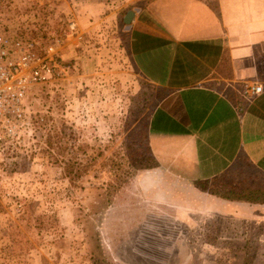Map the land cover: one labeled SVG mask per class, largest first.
<instances>
[{"label":"rangeland","instance_id":"obj_1","mask_svg":"<svg viewBox=\"0 0 264 264\" xmlns=\"http://www.w3.org/2000/svg\"><path fill=\"white\" fill-rule=\"evenodd\" d=\"M81 1L0 0V35L54 32L70 66L0 125V264H264V222L197 212L149 155L162 93L128 66L123 17L151 0Z\"/></svg>","mask_w":264,"mask_h":264},{"label":"crops","instance_id":"obj_2","mask_svg":"<svg viewBox=\"0 0 264 264\" xmlns=\"http://www.w3.org/2000/svg\"><path fill=\"white\" fill-rule=\"evenodd\" d=\"M132 11L128 66L162 93L147 126L158 172L191 189L197 212L264 222V0H151ZM243 82L262 94L243 100Z\"/></svg>","mask_w":264,"mask_h":264},{"label":"built area","instance_id":"obj_3","mask_svg":"<svg viewBox=\"0 0 264 264\" xmlns=\"http://www.w3.org/2000/svg\"><path fill=\"white\" fill-rule=\"evenodd\" d=\"M65 25L66 40L74 36L78 41L82 39L74 19L67 18ZM62 43L64 39L54 32L49 33L47 45L35 38L9 39L0 35V125L14 126L24 113V102L31 90L70 70L59 56ZM241 85L240 96L245 101L263 92L261 84L243 82Z\"/></svg>","mask_w":264,"mask_h":264},{"label":"trees","instance_id":"obj_4","mask_svg":"<svg viewBox=\"0 0 264 264\" xmlns=\"http://www.w3.org/2000/svg\"><path fill=\"white\" fill-rule=\"evenodd\" d=\"M86 171H87L86 168L83 171L76 169V170H70V171L66 172V174L70 177L72 182L76 183V182H78L77 180H79L80 178H82L84 176Z\"/></svg>","mask_w":264,"mask_h":264},{"label":"water","instance_id":"obj_5","mask_svg":"<svg viewBox=\"0 0 264 264\" xmlns=\"http://www.w3.org/2000/svg\"><path fill=\"white\" fill-rule=\"evenodd\" d=\"M133 16H134V12L132 10L127 11L123 18L124 24L129 25L132 21Z\"/></svg>","mask_w":264,"mask_h":264}]
</instances>
